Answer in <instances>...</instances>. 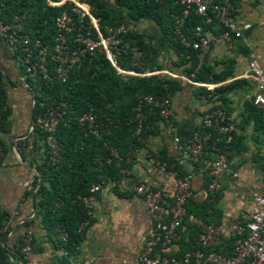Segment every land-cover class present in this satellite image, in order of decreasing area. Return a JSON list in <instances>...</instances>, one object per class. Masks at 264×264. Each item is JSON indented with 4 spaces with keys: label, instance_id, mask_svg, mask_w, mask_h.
Segmentation results:
<instances>
[{
    "label": "trees",
    "instance_id": "obj_1",
    "mask_svg": "<svg viewBox=\"0 0 264 264\" xmlns=\"http://www.w3.org/2000/svg\"><path fill=\"white\" fill-rule=\"evenodd\" d=\"M81 1L87 5L101 32L104 27L122 23L136 24L143 20L153 23L162 35L160 45L176 56L177 61L173 65L182 67V75L191 81L213 84L222 82L231 75L228 67L220 74H211V69L204 63L197 64V51L180 44L174 28L181 8L171 0L161 3L154 0ZM227 1L232 3V0ZM66 7L67 4L59 7L49 6L47 0H0V20L9 22L17 16L20 18L22 31L31 40L37 39L42 44H50L54 34L52 19ZM203 20L191 11L180 25V33L189 39L196 25L202 24L203 29H207L215 24H203ZM124 42L128 46L117 58L116 65L119 69L136 75L118 74L102 54L95 52L81 59L78 66L72 67L63 83L46 84L25 78V83L33 94V126L30 135L19 142L16 148L22 157L23 151L26 152L29 163L38 174V177L33 176L31 187L35 188L32 195L37 197V214L41 224L47 233L56 235V246L68 253L73 252L78 243L82 234L78 225L86 218L80 198L89 194L92 185H97L106 178H117L120 170L131 160L132 152L143 148L146 139L159 130L160 118L157 109L142 105L140 109L144 119L138 134H135L137 121L134 108L137 105V96L149 94L160 98L181 87L179 81L164 75H137L144 70L152 72L162 68L157 62L160 46L137 31L125 34L122 44ZM228 64L230 61H227L225 66ZM247 86V82L236 80L214 88L211 92L215 103L212 108L221 109L229 115L227 95ZM197 91L204 96L208 94L204 88H198ZM52 102L69 104V119L58 122L52 134L57 143V157L53 162L50 161L49 151L43 142L44 134L34 124L36 116ZM89 110L96 124V135L90 134L85 126H79L75 120L76 116ZM9 112L5 103V82L0 73V134L9 132ZM261 117L260 110L253 106L250 100L242 104L241 120L251 121L255 125L254 129ZM236 141L238 137L232 132L228 144L224 146L223 136L217 146L227 157ZM4 152L5 146L0 139V161ZM158 158L174 170L176 164L171 166L172 159H168L164 151L158 153ZM209 201L205 200L201 205L192 206L191 200L188 199L186 212L202 223L218 224L219 217L212 207V200ZM5 221V213L0 212V264H9V258L20 256L22 247L20 237H16L11 248L5 246ZM30 224V221L24 222L20 227L28 229ZM185 226L180 239L183 235H188L190 245L172 256H180L195 245L196 236L200 231L199 225L186 223ZM60 230L66 234L64 242L59 240ZM231 248L232 238L223 237L216 245L215 251L228 255Z\"/></svg>",
    "mask_w": 264,
    "mask_h": 264
},
{
    "label": "crops",
    "instance_id": "obj_2",
    "mask_svg": "<svg viewBox=\"0 0 264 264\" xmlns=\"http://www.w3.org/2000/svg\"><path fill=\"white\" fill-rule=\"evenodd\" d=\"M230 5L231 19L238 25L248 27L239 38L231 37L227 42L220 37L221 28L215 22L213 26L204 29V34L210 40L208 50L202 56L197 54V64L204 63L211 69V74L217 75L227 67L230 68L231 75L218 83L204 84L183 76L182 67L173 65L177 61L176 56L160 45L162 35L158 28L144 20L135 24L138 33H143L151 42L160 46L157 62L162 65L160 70H144L137 75L158 74L180 82V89L170 94L172 129L167 133L159 121L157 133L146 139L143 148L132 152L131 160L120 170L119 176L106 178L97 184L98 190L93 193L87 225L83 228L78 225L82 234L70 253L56 246V235L46 232L37 214V197L32 195L35 188L31 187L36 172L26 152L23 151L22 157L16 148L32 130L30 119L33 114V94L15 60L0 41V73L5 82V103L10 111L9 132L0 134L5 146L0 161V212L5 213L7 228L4 244L11 248L16 237H20L24 230L31 232L28 254L20 253V256L10 258L9 264H137L135 258L151 227V220L141 200L135 195L134 186L147 184L160 191L167 205L172 202L175 190V177L161 172L149 162L150 157H158L160 151L172 159L171 166L176 164L172 171L177 176L189 175L192 206L212 200L219 224L223 225L247 219L251 194L264 193V116L256 129L251 121L241 120L242 104L250 100L254 91V83L247 75L250 54L264 73V0H232ZM227 61L230 64L225 66ZM236 80H243L249 86L227 95L229 116L233 119V132L238 141L225 158L235 176H221L220 190L211 195L206 190L209 178L202 170L201 161L212 158L215 151L210 147L205 148L200 161L190 164L173 149L171 137L189 138L199 127L201 115L215 104L212 90ZM198 88H204L208 94L204 96L197 91ZM261 94L264 97V84ZM28 221L31 222L28 229L20 227ZM189 245L188 235H183L165 253L173 255Z\"/></svg>",
    "mask_w": 264,
    "mask_h": 264
},
{
    "label": "built area",
    "instance_id": "obj_3",
    "mask_svg": "<svg viewBox=\"0 0 264 264\" xmlns=\"http://www.w3.org/2000/svg\"><path fill=\"white\" fill-rule=\"evenodd\" d=\"M162 1L165 0H154L156 3ZM171 1L181 8L180 15L175 19L174 28L178 41L184 47L197 51L199 56L208 50L210 43L204 34L203 25H196L189 39H186L179 31L180 25L191 11L194 15L204 19L203 24L216 22L221 28L220 37L227 42L231 37L239 38L242 31L248 27L238 25L231 19V5L227 0L223 2L214 0ZM47 4L55 7L67 4V7L52 19L54 34L50 44H42L37 39L31 40L22 31L20 18L17 16L9 22L0 20V41L14 58L24 78L42 81L46 84L63 83L72 67L78 66L81 59L95 52L102 54L118 74L136 75L132 72H125L116 65L117 58L128 46L125 42L122 44V37L134 31L133 24L122 23L107 26L101 32L96 20L90 15L87 5L81 0H57L55 2L47 0ZM247 75L254 83V91L249 99L264 116V97L261 94L264 73L252 54L247 62ZM142 105L156 108L165 131L171 132L170 94L160 98L149 94L137 96V105L134 108L137 121L135 134H138L144 119L140 109ZM68 109L69 104L65 102H52L34 120V124L44 134L43 142L49 151L51 162L57 157V143L52 134L58 122L69 119ZM75 120L79 126H85L90 134L96 135V124L90 110L76 116ZM233 131L231 116L226 115L221 109L212 108L201 115L199 127L189 138L171 137L173 149L190 164L200 161L205 148L210 147L215 151L212 158L201 161L202 170L209 178L206 190L211 195L220 190L221 176H235L224 153L217 146L223 136L224 146L228 144ZM149 162L161 172L175 177V190L172 202L167 205L160 191L147 184L134 186L133 191L141 200L151 220V227L135 258L137 264H264V193L251 194V203L245 221L234 220L226 225L213 222L202 223L192 214L187 213L185 209L191 197L189 175L177 176L157 156H151ZM97 190L98 186L92 185L88 191L89 194L80 198L86 216L80 222V228L87 225V218L91 214L93 205V193ZM186 223L199 225L200 231L196 236L194 247L185 250L180 256L167 255L165 250L180 240ZM58 237L64 242L65 232L60 230ZM223 237L232 238V248L228 255L215 251L216 245ZM20 238L22 241L20 253L26 255L29 252L31 232L24 230ZM8 260L10 262V258Z\"/></svg>",
    "mask_w": 264,
    "mask_h": 264
},
{
    "label": "water",
    "instance_id": "obj_4",
    "mask_svg": "<svg viewBox=\"0 0 264 264\" xmlns=\"http://www.w3.org/2000/svg\"><path fill=\"white\" fill-rule=\"evenodd\" d=\"M30 126H31V128H32V126H33V120H32V114H31V119H30ZM36 176L38 177V174L36 173ZM39 180V179H38Z\"/></svg>",
    "mask_w": 264,
    "mask_h": 264
},
{
    "label": "rangeland",
    "instance_id": "obj_5",
    "mask_svg": "<svg viewBox=\"0 0 264 264\" xmlns=\"http://www.w3.org/2000/svg\"><path fill=\"white\" fill-rule=\"evenodd\" d=\"M133 27H134V31H136L137 29H136V25L135 24H133Z\"/></svg>",
    "mask_w": 264,
    "mask_h": 264
}]
</instances>
